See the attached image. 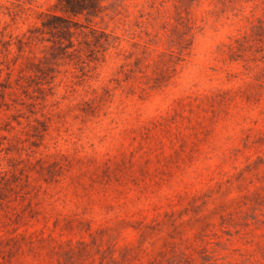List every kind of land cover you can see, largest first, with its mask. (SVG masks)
<instances>
[{"label": "rangeland", "instance_id": "rangeland-1", "mask_svg": "<svg viewBox=\"0 0 264 264\" xmlns=\"http://www.w3.org/2000/svg\"><path fill=\"white\" fill-rule=\"evenodd\" d=\"M0 264H264V0H0Z\"/></svg>", "mask_w": 264, "mask_h": 264}]
</instances>
